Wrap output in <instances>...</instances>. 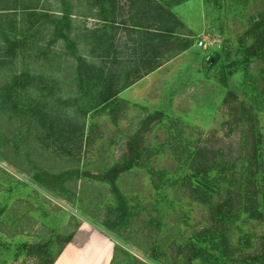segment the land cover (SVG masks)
Here are the masks:
<instances>
[{
	"label": "rangeland",
	"instance_id": "374dc122",
	"mask_svg": "<svg viewBox=\"0 0 264 264\" xmlns=\"http://www.w3.org/2000/svg\"><path fill=\"white\" fill-rule=\"evenodd\" d=\"M68 1L69 40L77 26H105L89 0ZM135 1L116 0L120 25L106 27L121 48L115 64L91 57L113 68L101 81L129 79L109 103L94 73L90 81L75 57L54 54L65 41L49 33L37 55L19 56L11 71L1 65L0 92L12 73L30 72L36 99L0 109V264H48L73 233L74 243L92 234L98 247H112L111 264H264V0ZM38 4L39 12L63 9L62 0ZM159 4L176 16V34L159 38L160 50L183 40L187 48L136 79ZM214 50L220 59L208 69ZM212 155L240 160L228 177L240 186L230 194L217 186L205 202L183 179ZM230 205L227 220L219 217ZM193 238L213 244L214 262L206 244L192 251Z\"/></svg>",
	"mask_w": 264,
	"mask_h": 264
},
{
	"label": "trees",
	"instance_id": "16d2710c",
	"mask_svg": "<svg viewBox=\"0 0 264 264\" xmlns=\"http://www.w3.org/2000/svg\"><path fill=\"white\" fill-rule=\"evenodd\" d=\"M38 1L39 0H0V67L1 65L7 64L8 69L11 71L14 68L13 62L18 59L19 56H26L27 53L30 55H37L41 51L39 44L41 42L40 37L44 38L46 35L44 33H49L51 36V40L53 42L62 39L64 42V48H59V50L54 51L55 55H68L71 57H75L77 59L76 69L78 74L83 69L87 71L89 75V80L91 81V73L95 74L98 78L100 84H103L104 93L103 100L105 103H109L114 100L115 96L119 91L126 89L130 86L127 82L129 79L119 78L118 80L107 81L109 79H105L101 81V74L105 73L107 78H110V75L113 73V68H106L103 63H98L94 61L91 57L95 54L97 58H106V57H114L113 62L115 64L116 58H118V54L121 48H118L115 41L111 38L110 32L106 31L107 25H112L111 28L117 29L120 23H117L115 16V6L116 0H89L90 5L93 9V18L102 19L105 21V26L101 28L88 29L86 27L77 26V37L75 40H69V34L66 32L63 26H66L68 30H73V13H71L68 0H62L63 9L58 12H39L38 10ZM133 1L134 4L137 2ZM209 3H212L213 0H206ZM108 5H106L107 3ZM142 2H138L141 4ZM156 7V16L155 22L157 23L156 27L153 28L155 32H153L154 36L149 38V43H144V49L146 54L150 53L148 58L140 59L139 66L136 73V79L139 78L140 73L149 74L151 71L157 69L161 63L159 62L167 52H172L174 50H184L187 48L185 46L184 40L180 43L181 47H168L164 52L160 50L159 44H157V40L159 38L171 39L168 35H174L175 28L171 25L172 21L175 20V15L170 12L167 8H165L162 4ZM107 6V8H106ZM140 6V5H139ZM107 10L111 13L112 16L107 15ZM163 12V13H162ZM103 13V14H102ZM167 13V14H165ZM144 14V12H143ZM143 14L141 17H143ZM168 15V16H167ZM170 40V41H171ZM67 41V42H66ZM89 41V42H88ZM180 41V40H179ZM82 42V43H81ZM145 42V41H141ZM107 43V44H106ZM83 45V46H82ZM67 46L71 48L72 51H69V48L66 50ZM138 50V49H137ZM255 55V54H254ZM253 56V55H252ZM247 57L243 59L246 61ZM220 59V53L218 51H212L209 54V65L208 69H211L216 66ZM146 60V61H144ZM31 71V70H30ZM207 71V70H206ZM100 74V75H98ZM135 74V73H134ZM143 74V75H144ZM104 75V74H103ZM32 74L27 72L26 75H19L12 73L11 79L5 84L0 92V109L3 111L7 104L12 103L13 109L20 107L19 103L25 101L36 99L34 97V92L30 91V87L32 86ZM130 79L132 76L129 77ZM123 84V87L120 85ZM26 87V88H25ZM28 88V89H27ZM23 89L25 91L24 94H18V91ZM262 150V142L255 143V151L259 153ZM207 155V154H206ZM258 157H260L258 155ZM136 157H134L135 159ZM208 162H205L204 167L197 168L195 164L187 169L186 177L183 179V183L188 187V190L194 194L195 196H199L205 202L209 201L213 192L217 189V186H222L228 184V192L226 194H230L231 190L236 188V186H240V180H229V176L235 172V168L240 164V160L237 159L233 163H225L220 159H217V155H212V157H208ZM219 160V161H217ZM245 164L247 161H243ZM127 167V166H126ZM128 169V168H127ZM226 178V179H225ZM228 178V180H227ZM223 183V184H222ZM222 207L218 212V216L221 218H225L231 215V205L229 206V211L226 215L222 214ZM213 240L215 238L214 234H210ZM206 237V235H203ZM72 238L69 235L66 241H70ZM206 242V243H205ZM209 246L207 254L204 253V257L208 259L209 263L215 261L216 256L213 258L211 256V251L214 246L209 241H204L203 239H191L190 247L192 251L198 252L204 249V245ZM197 255V254H196ZM220 257L225 259V255L220 254ZM196 259L191 258V261ZM54 261H49L48 264H53ZM224 264V263H222Z\"/></svg>",
	"mask_w": 264,
	"mask_h": 264
},
{
	"label": "crops",
	"instance_id": "0c3cea01",
	"mask_svg": "<svg viewBox=\"0 0 264 264\" xmlns=\"http://www.w3.org/2000/svg\"><path fill=\"white\" fill-rule=\"evenodd\" d=\"M85 227V226H83ZM91 230H93L90 227ZM73 233V232H72ZM75 233L70 241L65 243L63 252L54 261L53 264H111L113 248L107 249V246L94 243V236L89 234L86 241L74 243ZM77 239V238H76Z\"/></svg>",
	"mask_w": 264,
	"mask_h": 264
},
{
	"label": "built area",
	"instance_id": "2783aa9c",
	"mask_svg": "<svg viewBox=\"0 0 264 264\" xmlns=\"http://www.w3.org/2000/svg\"><path fill=\"white\" fill-rule=\"evenodd\" d=\"M204 44H205V39H200L199 46H204Z\"/></svg>",
	"mask_w": 264,
	"mask_h": 264
}]
</instances>
